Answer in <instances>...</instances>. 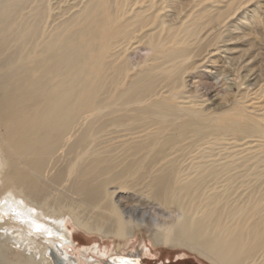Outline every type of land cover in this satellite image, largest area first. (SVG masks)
<instances>
[{
	"label": "bare ground",
	"instance_id": "1",
	"mask_svg": "<svg viewBox=\"0 0 264 264\" xmlns=\"http://www.w3.org/2000/svg\"><path fill=\"white\" fill-rule=\"evenodd\" d=\"M263 34V0H0V264H80L67 218L264 264Z\"/></svg>",
	"mask_w": 264,
	"mask_h": 264
},
{
	"label": "rangeland",
	"instance_id": "2",
	"mask_svg": "<svg viewBox=\"0 0 264 264\" xmlns=\"http://www.w3.org/2000/svg\"><path fill=\"white\" fill-rule=\"evenodd\" d=\"M261 44L264 47V34L262 36ZM261 67L264 70V61L261 62ZM226 82L229 83L230 80L227 79ZM130 198L127 200V204L132 206L131 211L134 214L136 213L138 216H141L144 213L146 216L149 217V215L153 211L152 208L153 206L149 202L143 200L142 198L140 200H138L139 198H136L134 196ZM66 226L68 230H71L70 234L72 237V243L64 245L65 256L68 257L70 261H74V262L79 261L80 264H89L92 263L94 260H98L102 264H107L106 262L108 261L109 257H116V256L140 257V259L145 264H211L202 257L198 256L196 253L191 252L187 249L177 248V247L173 248L171 246H161V245L153 246L152 241L149 237L150 231L145 230L142 227H139L134 231L135 232L134 236L130 238L129 243L123 249L124 254L121 255L119 253L117 255V253H115L113 249H115V244L118 245L122 243L121 240L117 238L116 239L104 238L96 234H87L83 230L76 228L72 224L70 218H67ZM141 240H143V242ZM141 244L143 245V247L144 245L145 247L147 246L146 250L148 249L150 251V254L148 255L144 254L146 256L144 255L141 256L138 253H134V254L130 253V251L141 249L140 248ZM95 246H97V250H99V253H97V251L93 249ZM127 251L128 254L126 253ZM102 252H105V254H101ZM83 255H85L87 258L83 257Z\"/></svg>",
	"mask_w": 264,
	"mask_h": 264
},
{
	"label": "water",
	"instance_id": "3",
	"mask_svg": "<svg viewBox=\"0 0 264 264\" xmlns=\"http://www.w3.org/2000/svg\"><path fill=\"white\" fill-rule=\"evenodd\" d=\"M122 259V261L125 263V264H133V263H138L140 262V264H145L141 259L140 257H120Z\"/></svg>",
	"mask_w": 264,
	"mask_h": 264
}]
</instances>
